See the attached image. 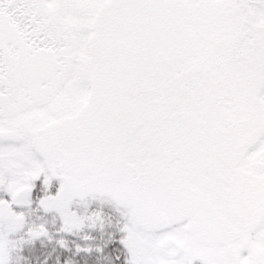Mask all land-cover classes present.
Listing matches in <instances>:
<instances>
[{
  "label": "snow or ice",
  "instance_id": "1",
  "mask_svg": "<svg viewBox=\"0 0 264 264\" xmlns=\"http://www.w3.org/2000/svg\"><path fill=\"white\" fill-rule=\"evenodd\" d=\"M0 264H264V0H0Z\"/></svg>",
  "mask_w": 264,
  "mask_h": 264
}]
</instances>
